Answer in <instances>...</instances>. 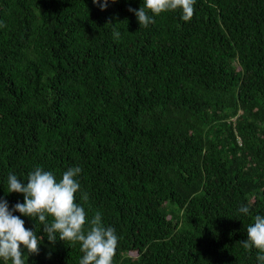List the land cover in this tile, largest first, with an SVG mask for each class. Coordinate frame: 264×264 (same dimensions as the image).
<instances>
[{"label": "trees", "instance_id": "16d2710c", "mask_svg": "<svg viewBox=\"0 0 264 264\" xmlns=\"http://www.w3.org/2000/svg\"><path fill=\"white\" fill-rule=\"evenodd\" d=\"M141 4L0 0V197L23 202L9 172L80 166L113 264H256L241 242L264 214V0H196L148 28ZM82 255L45 237L28 264Z\"/></svg>", "mask_w": 264, "mask_h": 264}, {"label": "clouds", "instance_id": "9594fccd", "mask_svg": "<svg viewBox=\"0 0 264 264\" xmlns=\"http://www.w3.org/2000/svg\"><path fill=\"white\" fill-rule=\"evenodd\" d=\"M100 10H106L116 0H92ZM196 0H142L140 8H129L144 28L155 23L161 13L178 11L180 19L187 22L194 13ZM113 27V39L121 33ZM3 25L0 24V27ZM80 166L67 168L57 179L53 171L36 166L21 179L9 172L6 193L23 194V202L10 206L6 198L0 197V264H28L30 255L38 254L45 237L49 243L58 240L68 245H79L83 254L79 264H113L118 246V235L112 226H105L100 212L91 218L85 207L77 202L76 194L81 192ZM26 181V183H25ZM5 188V187H4ZM81 199L87 195L81 193ZM239 214L251 215V205L241 204ZM19 213L20 215H16ZM27 217L35 228H26ZM247 228V239L241 244L245 250H256V264H264V214H256ZM43 235L37 232V223Z\"/></svg>", "mask_w": 264, "mask_h": 264}]
</instances>
